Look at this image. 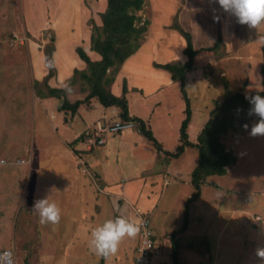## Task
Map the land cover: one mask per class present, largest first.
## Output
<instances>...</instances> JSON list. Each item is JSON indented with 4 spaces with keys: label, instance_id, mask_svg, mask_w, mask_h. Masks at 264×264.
<instances>
[{
    "label": "rangeland",
    "instance_id": "374dc122",
    "mask_svg": "<svg viewBox=\"0 0 264 264\" xmlns=\"http://www.w3.org/2000/svg\"><path fill=\"white\" fill-rule=\"evenodd\" d=\"M149 1L136 15L141 23L148 21L151 29L154 11ZM178 1H159L166 4L157 10L161 24L173 19L167 18L171 13L169 6H178ZM38 2L0 0V252L11 250L16 264H49L50 257L57 255L54 251L58 253L54 247L72 241L70 262L100 264V257L92 252L84 256L85 243L88 246L92 229L120 215L137 224L140 214H148L155 234L170 243L171 233L182 228L185 204L194 193L191 172L197 164L198 151L187 149L180 158L167 159L136 128L123 132L127 139L109 136L105 145L92 150L85 147L83 140L76 142L97 120L118 121V108H104L93 99L72 116L59 110L63 100L37 96L34 50L46 55L50 49L53 59L60 33L53 24L56 5L50 0L41 1L40 6ZM214 3L210 0L208 6L213 14L210 10L204 23L198 21L199 29L207 25L204 31L196 28L195 35L202 39L198 47L213 45L214 41L207 37L212 32L217 34V28L225 41L219 54L199 53L189 75L191 81H187L186 90L192 109L191 141L196 140L210 111L229 94L242 92L249 96L262 89V45L256 41L264 36V28L259 32L250 30ZM62 9L58 7L59 11ZM90 22L92 35L103 39L102 28L93 19ZM98 24L103 25L101 20H97ZM228 24L232 26L229 33ZM84 43L77 44L75 52L77 48L87 52ZM84 70L90 73L87 66ZM116 72L117 67L109 69L107 77L115 78ZM49 73L52 77L46 78ZM45 74L38 88L46 92L47 84L63 87L53 84L57 78L54 61L51 69L45 63ZM64 86L72 103L84 100L91 90L80 74L73 85L67 82ZM105 86L117 92L116 85ZM146 87L150 89L149 84ZM132 92L134 96L141 91ZM131 100L133 111L150 120L148 123L163 149L176 151L180 125L186 116L180 86L151 96L150 109H144L142 114ZM257 121L246 124L247 130L236 125L222 138L237 162L227 175L209 177L201 196L190 205V227L180 236L181 251L184 248L203 255L205 260L208 256L204 253L212 252L210 263L200 264H264L256 255L258 248H264V136H250L251 126ZM49 195L50 202L61 209V219L55 226H42L31 209L36 200ZM256 217L262 219L258 225L253 224ZM138 243L136 238H126L119 247L117 263L133 264Z\"/></svg>",
    "mask_w": 264,
    "mask_h": 264
},
{
    "label": "trees",
    "instance_id": "16d2710c",
    "mask_svg": "<svg viewBox=\"0 0 264 264\" xmlns=\"http://www.w3.org/2000/svg\"><path fill=\"white\" fill-rule=\"evenodd\" d=\"M146 0H107V8L101 14L103 22L102 30L104 38L100 35L91 37V50L101 56L100 61L93 62L87 53L82 48H77L79 57L87 64L89 74L85 70H74L73 76L68 80V84L76 82V75L80 74V78L88 83L91 90L84 100L70 102L67 99V90L65 88L51 87L46 85L44 92L38 81H35L34 88L36 89L39 98H58L63 100L59 110L65 113H71L72 116L78 113L82 105H88L91 100L97 99L104 108L116 107L120 110L119 119L122 122L133 121L135 128L142 134L154 147L158 154H164L167 159H178L185 154L187 149H196L198 151V160L195 168L191 172V185L194 188L193 195L187 199L185 204L184 219L182 228L174 231L171 234L172 242V258L174 264L178 262L179 241L178 236L184 233L190 223V205L197 201L201 196L202 188L207 184V180L211 176H224L228 170L237 162L235 154L229 151L222 138L229 131L233 130L236 125L244 126L253 119H259L256 116H250L249 110L251 105L242 92L229 94L221 104L210 111L209 119L200 131L197 141L192 142L189 138V125L192 118L191 101L186 90V80L190 72L195 68V58L201 52L218 53L221 46H224L221 32H218V38L213 46L195 50L192 42V35L185 31L179 24L177 17L175 22L170 26L171 29L177 30L186 40L185 55L188 60L185 64L176 63L156 64L155 67L167 70L172 80L179 83L180 92L185 102V119L182 121L179 129V145L176 151H165L155 137L151 127L138 117H131L129 112V101L127 98L128 88L126 83H123L122 95L115 96L112 89H106L105 83L114 84L117 74L123 63L135 54L142 46L145 35L148 32L150 23L145 21L141 23V18L136 15L137 12L143 10ZM262 66L260 70L262 79V89L251 93L249 96L257 94L264 97V45L261 47ZM219 54V53H218ZM221 56V55H220ZM45 63L47 68L53 66L52 50H47L45 55ZM117 67L115 78H108L109 69ZM52 77L49 73L46 78ZM82 134L76 142L83 139ZM74 144V142H73ZM73 144L71 146H73ZM76 153V152H75ZM212 186H215L212 184ZM216 187V186H215ZM104 259L101 258L100 264H104Z\"/></svg>",
    "mask_w": 264,
    "mask_h": 264
},
{
    "label": "crops",
    "instance_id": "0c3cea01",
    "mask_svg": "<svg viewBox=\"0 0 264 264\" xmlns=\"http://www.w3.org/2000/svg\"><path fill=\"white\" fill-rule=\"evenodd\" d=\"M34 1H36V3L37 1H39L38 4L40 6L41 1L44 2L45 0H34ZM159 1L160 0H150L149 1L153 8L152 10L154 11L151 29H148L149 30V32H147L148 35L145 36V40L142 46L140 47V49L135 54H133L131 57H129L121 66L119 73L117 74L115 82L113 84V86L116 85L118 87L117 92L112 90V93L115 96H121L122 88L120 90L119 83L123 80L122 87H123V83H126L127 88H128L127 98L129 101L130 116L138 117L144 120L149 126L150 124L148 123V121L150 120L142 118L141 115H138V113H135L137 111L135 112L133 111L132 109L133 103L131 99L133 98V102L136 103V105H138L139 109L137 110L141 114L143 113L144 109L145 110L150 109L148 106H150L149 98L151 96H157L159 93L166 91V89H169L170 87L174 85H179V83H176L172 80V76L167 70L157 68L155 67V65L176 63L174 61H177L179 62L178 64L183 65L188 60L184 52L187 46V42L185 38L177 30L171 29L170 26L174 23V20L177 17V20L180 26L185 31L189 32L192 35V42H193L194 49L199 50L201 48H206V47H201V48L198 47L199 43L201 42L200 40L202 39L201 37L199 39L195 35L196 28L198 30L203 29L204 31L207 25L205 27H200L199 29L198 21L204 23L205 22L204 17H207L206 12H209L210 10H211V13L213 14L212 8L211 9L208 8L210 0H179L177 2L179 4L178 6H175L174 4H170L171 6H169V9H171V13L168 15L167 18L171 16L173 17V19L165 24H161L159 22L161 18L157 14V10L160 9V7L163 8L164 5L166 4L164 2L159 4ZM50 2L51 4L56 5L55 6L56 9L53 11V19H54L53 24L55 25V29H57V31L59 30L60 32L58 34V40L56 43L55 50L53 52L54 53L53 54L54 66L57 70V76H56L57 78L54 80L53 84L55 86L63 85V88H65L64 85H66L69 78L73 76L74 70L75 69L84 70V68L87 66V64L76 54L77 51L75 52L74 47L77 44L79 43L82 44L83 42H85L84 44L88 48L86 53L89 56V58L93 62L101 60V56L95 51L91 50L92 30L89 28V25H90L89 23H91L90 21H92L93 19V22L95 23L97 27H102V25L100 26V24L97 25V20H99V23L101 20V24H103L102 19H101V14L104 12L103 9L106 10L107 8V0H50ZM61 6L63 7V9L59 11L58 7H61ZM99 8H101L102 11H100ZM224 24L225 22L223 23V25ZM223 25H222V29H223ZM230 29H232V26L228 24V33ZM61 31L63 32L67 31L69 32V34H62ZM219 31L220 30L217 28V34L212 32V36L209 35L207 39L210 38L209 40L214 41L213 42L214 44L218 38ZM231 34L232 32L230 33V37H231ZM221 35L223 34L221 33ZM222 39H224L223 40L224 42L225 38L223 37ZM226 45H227V50H229V47H230L229 44L226 43ZM231 52L233 53V50ZM63 55H65V59L63 58ZM33 69L35 72V79L38 82L41 81L44 77H46L45 55L39 49L34 50V53H33ZM141 75H142V79H141ZM189 75L187 76L186 84H187V81H191L190 79H188ZM146 84L150 85V89L146 87ZM56 88H60V87H56ZM135 89L136 91H141V92L137 95L132 96V93H133L132 91ZM82 106L84 107V105ZM90 106H92V103ZM117 112H118L117 114L120 115L119 109ZM112 114L115 115L114 111L112 112ZM128 131H130V129ZM84 132L82 134H84ZM188 133H189V129H188ZM82 134H80L77 137V139ZM132 134L136 136L135 133H132ZM115 136H119L122 140L127 139L123 136V132ZM82 140L83 139L81 138V141L79 142H82ZM196 141H197V138L195 141H192V142H196ZM82 143L85 144L84 142ZM110 148L112 149L113 147H110ZM109 152H111V150ZM110 154L107 155V158H109ZM162 155L164 156V154ZM93 161L97 162L95 158H93ZM144 216L148 217V214H145ZM189 227H190V223L186 231L189 230ZM87 232L89 233V228H87ZM182 234L178 236L179 250H180L178 254V262L180 264H200V263H204L205 261H207V263H210L212 252L204 253V255L206 254L208 256V258H206L205 260L202 255L203 252H199L198 250L194 248H189V251H195L200 254L202 253L201 254L202 256H197L193 254L192 252H187L185 251L186 249L184 248H183V252L181 251L180 236ZM138 238H139V234L136 237L137 242H139ZM155 239H156V249L153 255V264H174L173 258H172V242L169 243L170 241L169 239L168 240H166L167 238L161 239L156 234H155ZM164 240H165V243L162 242ZM199 240H193V241H199ZM193 241H189V242H193ZM71 242L65 243L63 246L59 244L57 245V247H54V249L58 250V253L57 251L55 252L54 249L48 252L49 255L53 251H54L53 254H57L56 256L50 257L49 264H71V263L76 264L75 261L70 262L69 260L71 257L70 251L73 245V244L72 245L70 244ZM135 253H136V250H134L133 264L135 263L134 262L135 255H136ZM83 254L84 256H88L90 254L89 247L87 246L86 243L84 246ZM120 255L121 253L117 252L115 256L105 261V264H118L117 262H119L120 260L119 259L117 260V257H119ZM76 260H79L78 256L76 257ZM100 261H101V257H100ZM89 264H92V263H89Z\"/></svg>",
    "mask_w": 264,
    "mask_h": 264
},
{
    "label": "clouds",
    "instance_id": "9594fccd",
    "mask_svg": "<svg viewBox=\"0 0 264 264\" xmlns=\"http://www.w3.org/2000/svg\"><path fill=\"white\" fill-rule=\"evenodd\" d=\"M214 2L218 3L224 12L236 17L239 24L247 25L250 30L259 32L261 28H264V0H214ZM256 42L264 45V36H259ZM246 99L251 105L249 115L259 118L251 126L250 136H264V97L257 94L246 96ZM248 127L244 125L245 130ZM31 211L39 216V223L42 226H55L61 219V209L57 203L50 202V195L36 200ZM140 231L138 224L123 215L108 219L102 225L92 229L88 242L89 250L107 261L117 254L121 243L126 238L135 239ZM256 255L264 262V248H258Z\"/></svg>",
    "mask_w": 264,
    "mask_h": 264
},
{
    "label": "built area",
    "instance_id": "2783aa9c",
    "mask_svg": "<svg viewBox=\"0 0 264 264\" xmlns=\"http://www.w3.org/2000/svg\"><path fill=\"white\" fill-rule=\"evenodd\" d=\"M135 128L133 121L122 122L98 120L84 132L83 142L88 150L100 147L106 144L109 136L118 135L126 130ZM261 217H256L254 225L261 222ZM138 225L141 228L139 233V243L136 249L134 264H153V255L156 249V239L151 222L148 217L139 215ZM0 264H16L14 254L11 250L0 252Z\"/></svg>",
    "mask_w": 264,
    "mask_h": 264
}]
</instances>
